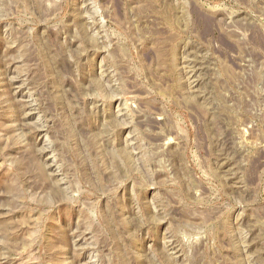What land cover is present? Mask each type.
I'll use <instances>...</instances> for the list:
<instances>
[{
    "label": "rangeland",
    "instance_id": "rangeland-1",
    "mask_svg": "<svg viewBox=\"0 0 264 264\" xmlns=\"http://www.w3.org/2000/svg\"><path fill=\"white\" fill-rule=\"evenodd\" d=\"M0 264H264V0H0Z\"/></svg>",
    "mask_w": 264,
    "mask_h": 264
}]
</instances>
